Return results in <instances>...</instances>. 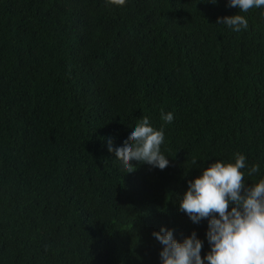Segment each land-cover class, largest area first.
<instances>
[{
  "label": "trees",
  "instance_id": "obj_1",
  "mask_svg": "<svg viewBox=\"0 0 264 264\" xmlns=\"http://www.w3.org/2000/svg\"><path fill=\"white\" fill-rule=\"evenodd\" d=\"M227 0H0V264H160L188 181L246 156L264 179V10ZM172 112L165 123L162 113ZM147 116L169 165L127 172L107 149ZM196 160L193 165L192 161Z\"/></svg>",
  "mask_w": 264,
  "mask_h": 264
},
{
  "label": "clouds",
  "instance_id": "obj_2",
  "mask_svg": "<svg viewBox=\"0 0 264 264\" xmlns=\"http://www.w3.org/2000/svg\"><path fill=\"white\" fill-rule=\"evenodd\" d=\"M215 4L217 0H209ZM109 5L123 7L127 0H106ZM227 6L239 9L233 15L217 18L233 32L246 31L245 15L250 9L264 10V0H227ZM161 119L171 123L172 112L162 113ZM127 137L113 148L111 138L107 149L115 152V159L127 172L136 164L147 163L163 170L169 165L168 156L161 151L165 141L164 127H153L147 116L128 126ZM234 161L216 159L203 168L200 175L188 181L178 201V210L190 221L199 224L207 220L205 237L210 246L201 256L203 240L195 230L177 240L171 227L161 225L152 236L162 245L160 264H264V179L245 186L244 178L259 172V165L246 166V156L234 153ZM196 164V160L192 161Z\"/></svg>",
  "mask_w": 264,
  "mask_h": 264
}]
</instances>
